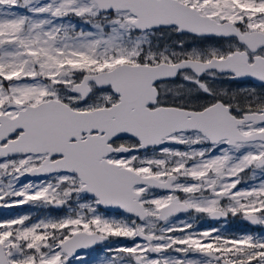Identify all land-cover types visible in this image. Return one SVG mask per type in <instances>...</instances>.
<instances>
[{"label":"snow or ice","instance_id":"1","mask_svg":"<svg viewBox=\"0 0 264 264\" xmlns=\"http://www.w3.org/2000/svg\"><path fill=\"white\" fill-rule=\"evenodd\" d=\"M23 205L65 214L0 218V264H264L227 229H264V0H0V208Z\"/></svg>","mask_w":264,"mask_h":264},{"label":"rangeland","instance_id":"2","mask_svg":"<svg viewBox=\"0 0 264 264\" xmlns=\"http://www.w3.org/2000/svg\"><path fill=\"white\" fill-rule=\"evenodd\" d=\"M25 213H30L33 218L36 217H43L46 215H64L65 210H61L60 212L56 209H40V208H34L31 205H23L17 208H0V218H9L13 217L19 214H25ZM184 217H181L183 219ZM239 218V217H238ZM103 253L97 252V251H91L87 253V259L89 261V264H96V261L99 256H101Z\"/></svg>","mask_w":264,"mask_h":264},{"label":"flooded vegetation","instance_id":"3","mask_svg":"<svg viewBox=\"0 0 264 264\" xmlns=\"http://www.w3.org/2000/svg\"><path fill=\"white\" fill-rule=\"evenodd\" d=\"M58 211L60 212L61 210H58ZM224 224H225L224 221L213 222V221L207 220V218H205L204 220H201L199 222V225L200 226H204V227H207L209 225L220 227V226H222ZM227 229H228V231L230 233H241L243 231L264 233V229L260 228L259 226L249 225V224H247V222L241 220L238 217L237 218L230 217L228 219V221H227ZM89 252H91V250H89L87 253H89Z\"/></svg>","mask_w":264,"mask_h":264},{"label":"water","instance_id":"4","mask_svg":"<svg viewBox=\"0 0 264 264\" xmlns=\"http://www.w3.org/2000/svg\"><path fill=\"white\" fill-rule=\"evenodd\" d=\"M88 252V251H87Z\"/></svg>","mask_w":264,"mask_h":264}]
</instances>
